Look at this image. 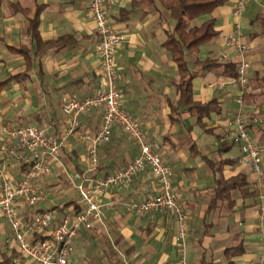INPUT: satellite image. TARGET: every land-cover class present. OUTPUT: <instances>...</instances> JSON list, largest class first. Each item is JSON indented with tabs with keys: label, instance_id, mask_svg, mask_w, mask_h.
<instances>
[{
	"label": "crops",
	"instance_id": "obj_1",
	"mask_svg": "<svg viewBox=\"0 0 264 264\" xmlns=\"http://www.w3.org/2000/svg\"><path fill=\"white\" fill-rule=\"evenodd\" d=\"M140 1L112 0L109 5V23L124 38L114 56L120 105L140 122L146 143L156 146L171 172L173 191L187 214L186 260L189 264H259L264 257V225L257 211L256 176L240 161L238 148L223 147L217 136L222 119L238 110V88L228 67L240 61L229 43L237 24L247 46L250 93L256 95L253 84L264 73V0H249L240 17L232 14L236 0H229L197 21L213 18L217 32L196 55L187 57L188 69L195 76L192 100L213 101L219 111L200 122L197 115L178 107L177 68L163 46L174 21L158 4L148 7ZM34 25L39 41L32 37ZM97 41L88 0H0V82L7 81L0 91V127H40L64 139L50 174L37 183L46 192V201L34 207L21 203L18 211L25 223L35 213L54 210L53 223L40 233L45 241L52 240L50 232L64 215L84 211L79 199L72 197L81 178H104L123 169L139 153L126 134L114 128L110 141L97 147L96 165L90 164L87 138L99 129L101 111L80 117L76 132L66 135L64 102L89 97L99 87ZM206 60L215 65L201 70L197 63ZM250 93L244 98V112L251 115L259 107L264 116V103ZM250 125L248 131L261 144L264 173L262 126ZM2 167L12 180L22 175L13 157ZM238 174L246 177L255 196L243 198L234 192L232 205L218 202L210 208L218 182ZM159 189L146 170L128 187L104 194L100 221L77 231L69 264H179L174 216L168 212L135 215L127 210L130 202L154 197ZM9 232L0 216V236L5 240L0 254H13V264H34L17 252L15 242L6 244ZM236 247L241 253L229 260L226 252Z\"/></svg>",
	"mask_w": 264,
	"mask_h": 264
},
{
	"label": "built area",
	"instance_id": "obj_2",
	"mask_svg": "<svg viewBox=\"0 0 264 264\" xmlns=\"http://www.w3.org/2000/svg\"><path fill=\"white\" fill-rule=\"evenodd\" d=\"M249 0H236L233 16L240 17ZM258 1V0H254ZM112 0H88V13L97 35L96 54L99 60L100 83L98 90L84 99L65 101L62 112L68 129L66 135H73L79 128V118L94 111H101V125L89 140L88 157L92 166L96 165V151L101 144L108 143L114 128L123 131L127 138L139 150L138 155L129 161L123 169L104 178L90 180L81 178L77 188L78 199L84 206L79 214H66L51 230V241L33 243L32 237L47 230L53 223L55 212L48 209L35 213L27 222L18 216L20 204L34 207L46 201L47 194L38 182L50 174V165L57 160L63 145L60 139L46 129L33 126L0 127V216L10 228L6 244L15 242L17 252L34 264H69L68 255L73 252V239L82 225L100 221L101 198L112 188L128 187L133 178L146 170L159 184V192L141 202H130L127 210L135 215L154 212H168L177 223L175 242L179 249V264H189L186 260V240L189 226L185 208L173 191L171 172L162 161L156 146L146 143L140 122L121 108V95L117 85V73L114 63L117 45L123 41L109 23V5ZM229 43L235 49L240 61L233 82L238 88L236 103L238 110L232 116L222 119V131L217 138L219 144L238 148L240 161L248 164L256 176L257 211L260 224L264 225V173L261 168V148L250 139L248 126L264 125V116L259 107L251 115L244 112V98L248 93L247 46L242 41L240 27L234 26V36ZM14 158L22 168V175L12 180L2 167ZM264 247V240H263ZM264 257L260 259L262 264Z\"/></svg>",
	"mask_w": 264,
	"mask_h": 264
},
{
	"label": "trees",
	"instance_id": "obj_3",
	"mask_svg": "<svg viewBox=\"0 0 264 264\" xmlns=\"http://www.w3.org/2000/svg\"><path fill=\"white\" fill-rule=\"evenodd\" d=\"M229 0H141L139 3L144 6H154L158 4L164 11L169 13L170 18L174 21V27L171 32L166 33V39L163 43L164 48L170 53L171 59L177 68L178 83L176 89L180 94L178 107H185L187 111L197 115L200 122L209 113L215 112L219 114L215 102L201 104L192 100L191 86L194 79V73L188 69L187 57L196 55L199 48L210 42L217 36L214 27V19L209 18L200 24L197 21L202 16H210L214 9L223 6ZM264 27V21H262ZM33 39L37 40L38 36L33 26ZM39 41V40H37ZM28 61V59H27ZM197 65L201 70L212 68L215 63L210 60L198 62ZM238 65V64H237ZM229 76L235 78L237 66L230 64ZM7 81L0 82V91L3 89ZM254 89L257 90L256 95L250 93V97H255L256 101L264 103V73L258 76L254 82ZM248 87L249 82H248ZM251 126V125H250ZM248 126V127H250ZM264 135V125L261 128ZM218 138V136H217ZM227 149L231 145H223ZM238 196L247 197L255 196V191L249 190V182L243 175H236L227 180L218 182L214 191V197L211 199L210 208L215 207L218 202H226L228 205L233 204L232 193ZM39 240V241H38ZM45 241V238L36 234L33 243ZM241 248H233L228 250L227 257L229 260L233 256L241 253ZM14 255L0 254V264H13Z\"/></svg>",
	"mask_w": 264,
	"mask_h": 264
},
{
	"label": "rangeland",
	"instance_id": "obj_4",
	"mask_svg": "<svg viewBox=\"0 0 264 264\" xmlns=\"http://www.w3.org/2000/svg\"><path fill=\"white\" fill-rule=\"evenodd\" d=\"M248 133H249V137H250V139H251L252 141H254V142L260 147L261 144H260L258 141H256V139L253 137L251 131H248ZM260 148H261V147H260ZM72 197H74V198H78V194H77V191H76V190H73V196H72ZM3 227L6 228L5 225H3ZM8 235H9V234H8ZM4 241H5L4 238H2V237L0 236V246L3 245Z\"/></svg>",
	"mask_w": 264,
	"mask_h": 264
}]
</instances>
